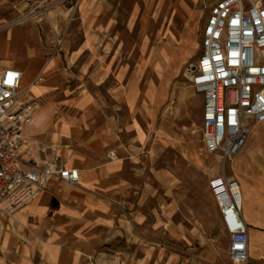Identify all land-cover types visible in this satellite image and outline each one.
Instances as JSON below:
<instances>
[{
  "label": "rangeland",
  "instance_id": "1",
  "mask_svg": "<svg viewBox=\"0 0 264 264\" xmlns=\"http://www.w3.org/2000/svg\"><path fill=\"white\" fill-rule=\"evenodd\" d=\"M11 1L4 12L14 8ZM214 1L30 0L28 10L3 16L9 22L0 34L4 38L18 19H40L36 33L47 40L45 47L51 45L49 58L60 56L54 70L40 76L58 82L56 102L75 105L81 95H90L92 107L86 113L96 122L81 137L100 129V138L109 136L101 165L117 158L108 180L115 184L114 191L109 197L106 189L96 191L98 197L109 198L107 210L116 219V233L99 241L94 257L82 254L84 264H143L138 260L145 257L146 264H167L171 255L184 264L194 259L233 264L226 247L229 238L208 187L222 165L218 155L204 151L202 97L184 76L200 52L207 7ZM91 7H99L89 16L98 41L92 62H87L81 24ZM24 28L12 29L17 40ZM58 35L63 40L55 51ZM75 54L79 57L74 61L67 59ZM93 72L94 79L89 77ZM37 102L39 108V98ZM72 109L80 118L79 109ZM108 120L112 126L100 128ZM246 142L250 153L228 160L224 172L240 182L255 178L264 200V122L251 125ZM18 210L0 214V255L6 252L7 234L28 233L13 218ZM35 219L29 216L27 221ZM57 234L55 245L65 244L61 231Z\"/></svg>",
  "mask_w": 264,
  "mask_h": 264
},
{
  "label": "built area",
  "instance_id": "2",
  "mask_svg": "<svg viewBox=\"0 0 264 264\" xmlns=\"http://www.w3.org/2000/svg\"><path fill=\"white\" fill-rule=\"evenodd\" d=\"M55 40V51L62 43ZM184 76L202 97L204 151L220 158L222 171L208 181L229 238L234 264L248 263V227L242 216L240 184L224 172L225 163L245 145L253 123L264 122V3L215 0L207 7L200 52ZM20 70L0 60V212L10 214L36 198L50 180L73 186L76 168L64 165L54 145L30 141L22 129L38 102L22 84ZM42 80L36 76L32 83ZM32 147L33 150L30 149ZM25 154V156H23ZM113 156V153H111Z\"/></svg>",
  "mask_w": 264,
  "mask_h": 264
},
{
  "label": "crops",
  "instance_id": "3",
  "mask_svg": "<svg viewBox=\"0 0 264 264\" xmlns=\"http://www.w3.org/2000/svg\"><path fill=\"white\" fill-rule=\"evenodd\" d=\"M6 2L7 0H0V34L4 26L9 24L5 21L4 14H17L22 10H28L30 0H12L14 8L4 12L3 7L9 5ZM98 10L99 7L86 9L88 18L81 24L86 31L82 40V52L85 53L87 62H92L94 46L98 41L94 25L89 22L91 20L89 16ZM51 12L52 10L49 13ZM17 21L7 28L5 38L0 36V40L3 41L0 45V60L3 66L20 70L23 74V86L36 100L39 98L41 101L31 123L22 129L23 145L30 141H36L41 145H54L64 165L78 170L79 182L73 186L66 185L68 188L64 186L59 188L52 179L36 198L14 213L13 218L18 220L17 224L25 227L28 233L15 231L3 238V248L6 252L0 255V264H84L82 254L94 257L95 253H98L96 248L100 245L99 241L116 233V219L114 214L108 211L109 191H114L115 184H110L108 180L116 166L117 158L115 155L114 159L101 165L100 158L108 154L105 144H108L109 136L100 138V129H96L95 132L90 131L91 133L85 138L81 137L87 128H94L96 122L94 119H89V114L86 113L92 107L90 95H81L79 103L75 105L69 104L70 102L63 103V100L56 102L54 99L57 96L58 82L54 83L49 77L45 79L42 76L44 79L32 83L36 76L51 73L60 56L54 55L49 58L48 55L52 52L51 45L47 44L49 48L45 47L44 42L47 43V40H42L36 33V22L40 19L31 21L20 18ZM19 26L25 28L20 40H17L12 29ZM24 33H27V36ZM26 37L31 38L29 43ZM78 57L79 55L75 54L67 59L74 61ZM92 75L89 77L93 78L95 73L93 72ZM72 107L79 109L80 118L71 114L74 110ZM107 124L112 126L109 120L104 125L97 126L100 128L105 126L107 129ZM249 148L250 144H245L237 155L241 152L250 153ZM30 149L33 150L32 147ZM254 179H244L242 182L238 180V182L243 202L242 216L248 227V263L264 264V200L259 198V188ZM105 189L108 191V197L106 195L103 198L98 197L96 191ZM29 216L36 218L34 223L27 221ZM100 229L101 233H99ZM60 231L63 234L62 238L66 239L65 244L61 246L55 245L53 241ZM228 245L229 242L226 247ZM138 261L143 264L148 262L147 257ZM214 263H202L196 259L188 262V264ZM167 264L184 263H179L178 258L171 255Z\"/></svg>",
  "mask_w": 264,
  "mask_h": 264
},
{
  "label": "bare ground",
  "instance_id": "4",
  "mask_svg": "<svg viewBox=\"0 0 264 264\" xmlns=\"http://www.w3.org/2000/svg\"><path fill=\"white\" fill-rule=\"evenodd\" d=\"M242 207H243V203H242Z\"/></svg>",
  "mask_w": 264,
  "mask_h": 264
}]
</instances>
